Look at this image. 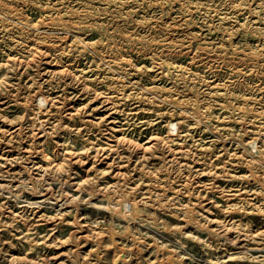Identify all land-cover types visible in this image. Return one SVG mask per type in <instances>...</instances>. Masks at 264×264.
<instances>
[{
	"label": "rangeland",
	"instance_id": "obj_1",
	"mask_svg": "<svg viewBox=\"0 0 264 264\" xmlns=\"http://www.w3.org/2000/svg\"><path fill=\"white\" fill-rule=\"evenodd\" d=\"M0 264H264V0H0Z\"/></svg>",
	"mask_w": 264,
	"mask_h": 264
},
{
	"label": "bare ground",
	"instance_id": "obj_2",
	"mask_svg": "<svg viewBox=\"0 0 264 264\" xmlns=\"http://www.w3.org/2000/svg\"><path fill=\"white\" fill-rule=\"evenodd\" d=\"M126 216V215H125ZM125 216H124V218H125Z\"/></svg>",
	"mask_w": 264,
	"mask_h": 264
}]
</instances>
